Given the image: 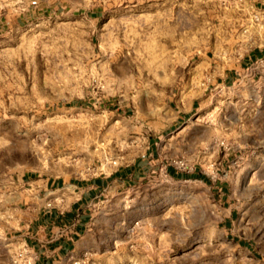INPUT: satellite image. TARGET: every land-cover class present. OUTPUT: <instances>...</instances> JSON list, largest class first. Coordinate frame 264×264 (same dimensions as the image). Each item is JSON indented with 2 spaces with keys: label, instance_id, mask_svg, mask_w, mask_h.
<instances>
[{
  "label": "rangeland",
  "instance_id": "obj_1",
  "mask_svg": "<svg viewBox=\"0 0 264 264\" xmlns=\"http://www.w3.org/2000/svg\"><path fill=\"white\" fill-rule=\"evenodd\" d=\"M263 16L264 0H0V264L35 263L13 238L18 179L112 175L73 264H264V58L227 88L203 59L263 48Z\"/></svg>",
  "mask_w": 264,
  "mask_h": 264
},
{
  "label": "crops",
  "instance_id": "obj_2",
  "mask_svg": "<svg viewBox=\"0 0 264 264\" xmlns=\"http://www.w3.org/2000/svg\"><path fill=\"white\" fill-rule=\"evenodd\" d=\"M263 58L264 47L227 65H221L220 60L211 59L204 53L203 59L214 67V77L208 85L231 87L247 73L250 62ZM206 88L203 86L200 92H204ZM178 102L179 104L172 106L177 109L179 120L189 114L190 117L198 108V98L187 104L182 100ZM141 169V165H136L130 173H138ZM167 171L173 177L180 175L173 168H168ZM109 180L110 177L66 180L44 176L31 179L22 177L17 180L18 192L15 198L20 216L15 220L13 238L27 246L35 257L34 264H73V254L81 250L88 235L93 218L92 200Z\"/></svg>",
  "mask_w": 264,
  "mask_h": 264
},
{
  "label": "trees",
  "instance_id": "obj_3",
  "mask_svg": "<svg viewBox=\"0 0 264 264\" xmlns=\"http://www.w3.org/2000/svg\"><path fill=\"white\" fill-rule=\"evenodd\" d=\"M193 176H194V177H197V178H201V179L207 180V176L204 175V174H201V173H199V174H195V175H193ZM113 177H116V175H112L110 178L112 179Z\"/></svg>",
  "mask_w": 264,
  "mask_h": 264
},
{
  "label": "built area",
  "instance_id": "obj_4",
  "mask_svg": "<svg viewBox=\"0 0 264 264\" xmlns=\"http://www.w3.org/2000/svg\"><path fill=\"white\" fill-rule=\"evenodd\" d=\"M25 250H27L28 251V248H27V246L25 245Z\"/></svg>",
  "mask_w": 264,
  "mask_h": 264
}]
</instances>
